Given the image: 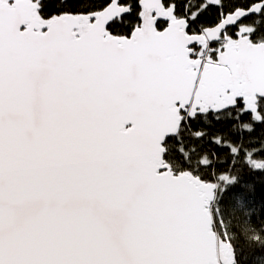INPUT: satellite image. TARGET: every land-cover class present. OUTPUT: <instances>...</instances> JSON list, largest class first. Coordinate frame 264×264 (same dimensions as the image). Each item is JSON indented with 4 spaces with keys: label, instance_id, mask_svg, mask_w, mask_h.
Segmentation results:
<instances>
[{
    "label": "snow or ice",
    "instance_id": "6c2138e0",
    "mask_svg": "<svg viewBox=\"0 0 264 264\" xmlns=\"http://www.w3.org/2000/svg\"><path fill=\"white\" fill-rule=\"evenodd\" d=\"M257 220L264 0H0V264H264Z\"/></svg>",
    "mask_w": 264,
    "mask_h": 264
},
{
    "label": "trees",
    "instance_id": "16d2710c",
    "mask_svg": "<svg viewBox=\"0 0 264 264\" xmlns=\"http://www.w3.org/2000/svg\"><path fill=\"white\" fill-rule=\"evenodd\" d=\"M260 224H264V221L257 220L255 222H253L252 224H249V223L241 224L239 226L240 231H241V240L243 241L244 237H250L252 230H253V227L254 226L258 227Z\"/></svg>",
    "mask_w": 264,
    "mask_h": 264
},
{
    "label": "water",
    "instance_id": "95a60500",
    "mask_svg": "<svg viewBox=\"0 0 264 264\" xmlns=\"http://www.w3.org/2000/svg\"><path fill=\"white\" fill-rule=\"evenodd\" d=\"M224 250L227 251V246H224Z\"/></svg>",
    "mask_w": 264,
    "mask_h": 264
}]
</instances>
